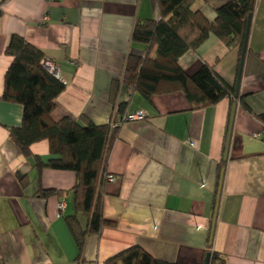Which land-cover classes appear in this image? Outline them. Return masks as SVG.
<instances>
[{
  "label": "crops",
  "instance_id": "0c3cea01",
  "mask_svg": "<svg viewBox=\"0 0 264 264\" xmlns=\"http://www.w3.org/2000/svg\"><path fill=\"white\" fill-rule=\"evenodd\" d=\"M231 1L199 0L195 8L214 22ZM159 19L156 0H0V98L13 63L6 48L17 35L44 53L54 71L45 68L67 87L54 121L107 125L121 117L124 103L126 115H146L120 127L108 160L115 181L104 186L103 215L117 227L89 235L79 259L67 223L74 216L83 230L88 226L72 193L77 178L39 171L21 155L9 129L21 126L23 107L0 100V264H106L134 246L176 264H204L210 247L226 264H264V142L253 138L264 131L256 118L264 114V0H256L239 90L250 112L238 104L211 244L234 102L195 110L181 92L148 101L119 83L130 56H147L145 46L132 44L136 22ZM240 58L212 35L179 64L189 76L207 64L236 87ZM31 152L46 159L50 144L38 142ZM49 190L61 194L40 196Z\"/></svg>",
  "mask_w": 264,
  "mask_h": 264
},
{
  "label": "trees",
  "instance_id": "16d2710c",
  "mask_svg": "<svg viewBox=\"0 0 264 264\" xmlns=\"http://www.w3.org/2000/svg\"><path fill=\"white\" fill-rule=\"evenodd\" d=\"M198 1L156 0L159 21L136 22L131 38L133 45L146 47L147 56H130L119 83L148 101L155 95L181 92L195 110L209 108L230 98L250 112L243 97L234 98L235 86L228 84L214 68L205 64L189 76L179 60L212 35L229 50H238L241 56L247 21L250 16L253 18L256 0H233L223 5L217 9L214 22L195 8ZM153 51L155 57H151ZM6 53L13 58V63L6 73L0 100L23 107L22 124L9 129L10 139L39 171L52 169L75 174L77 184L72 193L77 211L88 218V226L83 230L74 216L68 217L67 223L80 259L89 235H100L104 229L117 227L116 222L103 215V197L107 177L111 176L107 171L108 160L120 127L112 128L113 122L103 126L89 122L81 126L68 117L54 121L52 114L56 100L67 87L45 68L44 53L17 35L10 38ZM128 106L129 103L120 105L118 113L121 117L114 122L127 116ZM256 118L264 126V114ZM44 140L50 144V157L46 159L31 152L34 144ZM226 164L222 159L220 172ZM55 194L61 193L49 190L40 196L48 198ZM207 255H210V264H226V257L212 251L211 247ZM106 264L176 263L158 260L142 247L134 246L108 259Z\"/></svg>",
  "mask_w": 264,
  "mask_h": 264
},
{
  "label": "water",
  "instance_id": "95a60500",
  "mask_svg": "<svg viewBox=\"0 0 264 264\" xmlns=\"http://www.w3.org/2000/svg\"><path fill=\"white\" fill-rule=\"evenodd\" d=\"M251 22H252V18L250 16L248 18V21H247L245 40H244V45H243L242 54H241V58H240L238 78H237V84L235 87V95H234L235 99L238 98V96H239L242 72H243L245 58H246V54H247V50H248V41H249V35H250ZM237 108H238V103L234 102L232 105V108H231L230 122H229V126H228V131H227V136H226V141H225V147H224V153H223V162L224 163H227L228 158H229V151H230V146H231L233 125H234V119H235ZM224 175H225V167L222 168V170L220 172V177H219L218 191H217L215 208H214V215H213L212 226H211V231H210V244H211V241L213 240V236H214V232H215V225L217 222L219 204H220L221 195H222ZM204 264H210V255L206 256Z\"/></svg>",
  "mask_w": 264,
  "mask_h": 264
},
{
  "label": "built area",
  "instance_id": "2783aa9c",
  "mask_svg": "<svg viewBox=\"0 0 264 264\" xmlns=\"http://www.w3.org/2000/svg\"><path fill=\"white\" fill-rule=\"evenodd\" d=\"M46 20L48 19L47 17L45 18ZM46 64V67H48L51 71H54V64L49 62V61H45L44 65ZM146 118V115L143 112L134 114V115H127L126 117L120 119V120H116V122L113 121L112 123V128H119L122 125H124L125 123H129V122H134V121H142ZM253 138L257 139V140H264V132L263 133H256L253 135ZM115 181V177L113 176H108L107 177V182H114ZM66 204L65 201H61L59 204V211L62 212L65 210Z\"/></svg>",
  "mask_w": 264,
  "mask_h": 264
},
{
  "label": "rangeland",
  "instance_id": "374dc122",
  "mask_svg": "<svg viewBox=\"0 0 264 264\" xmlns=\"http://www.w3.org/2000/svg\"><path fill=\"white\" fill-rule=\"evenodd\" d=\"M52 74H54V73H52Z\"/></svg>",
  "mask_w": 264,
  "mask_h": 264
}]
</instances>
